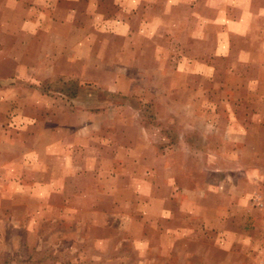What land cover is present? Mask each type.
Wrapping results in <instances>:
<instances>
[{"label": "rangeland", "instance_id": "obj_1", "mask_svg": "<svg viewBox=\"0 0 264 264\" xmlns=\"http://www.w3.org/2000/svg\"><path fill=\"white\" fill-rule=\"evenodd\" d=\"M0 264H264V0H0Z\"/></svg>", "mask_w": 264, "mask_h": 264}]
</instances>
